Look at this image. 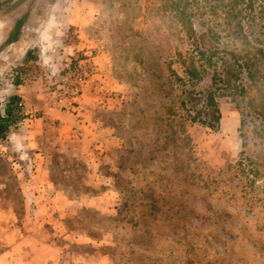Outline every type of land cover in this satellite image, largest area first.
I'll list each match as a JSON object with an SVG mask.
<instances>
[{
    "label": "rangeland",
    "instance_id": "1",
    "mask_svg": "<svg viewBox=\"0 0 264 264\" xmlns=\"http://www.w3.org/2000/svg\"><path fill=\"white\" fill-rule=\"evenodd\" d=\"M209 10L206 0H79L68 19L83 27L57 30L26 63L2 56L13 27L0 29V108L22 94V118L0 140V264H264V116L247 129L253 174L237 165L230 90L217 97L216 130L182 106L191 66L196 91L212 86L199 47L219 48V70L231 62L224 15ZM252 72L243 101L264 103V65Z\"/></svg>",
    "mask_w": 264,
    "mask_h": 264
},
{
    "label": "trees",
    "instance_id": "2",
    "mask_svg": "<svg viewBox=\"0 0 264 264\" xmlns=\"http://www.w3.org/2000/svg\"><path fill=\"white\" fill-rule=\"evenodd\" d=\"M209 5V11L212 15L222 12L226 22L228 36L232 39V49L225 46L221 51L228 56L231 62L223 69L218 68L217 62L213 60V54L219 50L217 46L210 45V49L202 50L198 48V52L206 54L205 62L208 64L206 69L212 70L209 73L212 76V86L203 92H198L195 87L202 80L200 71L195 66H191L187 70L189 78L188 85L182 81V106L185 108L190 121L200 124L207 128L216 130L221 121V112L217 97L224 96L219 93L223 90H230L228 95L232 96L235 103V109L241 115L240 132L242 137V151L240 153L238 166L251 167L250 173L256 174L253 170L254 161L252 159V144L248 138L247 129L255 120H260L264 116V103L256 104L254 100L244 103L245 87L241 81L243 72L254 80L253 68L257 63L264 65V42L255 38V27L257 15L264 14V0H206ZM8 2L2 0L0 7ZM180 3V2H179ZM186 6V4H185ZM1 9V8H0ZM3 11H0L2 13ZM179 22L184 25L188 33L195 34L192 21L186 16L184 10L178 12ZM239 43V44H238ZM240 45V46H238ZM240 47V48H239ZM32 51L26 56V61L31 57ZM209 76V75H208ZM182 80V79H180ZM21 80H15L14 84H21ZM187 85V86H186ZM21 97L17 94L12 95L0 108V140L4 139L13 125L22 118L20 115L18 103ZM264 101V97L262 98ZM255 169V168H254Z\"/></svg>",
    "mask_w": 264,
    "mask_h": 264
},
{
    "label": "crops",
    "instance_id": "3",
    "mask_svg": "<svg viewBox=\"0 0 264 264\" xmlns=\"http://www.w3.org/2000/svg\"><path fill=\"white\" fill-rule=\"evenodd\" d=\"M41 1L42 4L39 7H35L34 0H13V4H11L8 9H0L3 11L1 14H10L2 15V17H0V29L3 30L1 31L3 32V35L5 30H9L13 27V40L9 41L7 47L4 48L5 51L2 52V56H7V60L11 63L13 62V64L16 62L26 63L25 59L28 52L33 50L35 45H38L42 41H48V39H46L47 37H54L57 30H64L69 26L83 27V22L75 23V21L68 19L73 6H76L79 0H75L72 5L67 3L69 0ZM57 13L59 14L57 22L53 19H47V15H45ZM38 14H42V17L38 16ZM16 29L18 31H16ZM15 93H17V95H22L20 94L21 90L16 89V87ZM23 187H25V194L28 196L27 185L25 184ZM29 203L30 202L26 200L25 205H30ZM16 216L18 217L13 209V218H15V220H17ZM23 238L25 239V242H27L30 236L24 233ZM16 244L17 242H13L14 250L20 247L19 251L22 250V252H27L25 249L21 248L23 243L17 246Z\"/></svg>",
    "mask_w": 264,
    "mask_h": 264
}]
</instances>
